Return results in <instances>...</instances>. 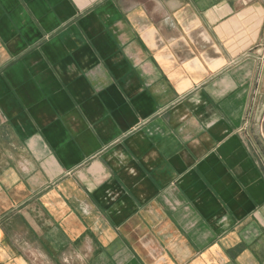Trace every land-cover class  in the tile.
I'll use <instances>...</instances> for the list:
<instances>
[{
  "label": "crops",
  "instance_id": "obj_1",
  "mask_svg": "<svg viewBox=\"0 0 264 264\" xmlns=\"http://www.w3.org/2000/svg\"><path fill=\"white\" fill-rule=\"evenodd\" d=\"M264 0H0V264H264Z\"/></svg>",
  "mask_w": 264,
  "mask_h": 264
},
{
  "label": "rangeland",
  "instance_id": "obj_2",
  "mask_svg": "<svg viewBox=\"0 0 264 264\" xmlns=\"http://www.w3.org/2000/svg\"><path fill=\"white\" fill-rule=\"evenodd\" d=\"M252 133L257 139V142H259L261 150L264 152V111L262 117L260 116L258 120L253 121Z\"/></svg>",
  "mask_w": 264,
  "mask_h": 264
},
{
  "label": "built area",
  "instance_id": "obj_3",
  "mask_svg": "<svg viewBox=\"0 0 264 264\" xmlns=\"http://www.w3.org/2000/svg\"><path fill=\"white\" fill-rule=\"evenodd\" d=\"M254 56L258 62L264 63V44L261 45L259 52L256 53Z\"/></svg>",
  "mask_w": 264,
  "mask_h": 264
}]
</instances>
